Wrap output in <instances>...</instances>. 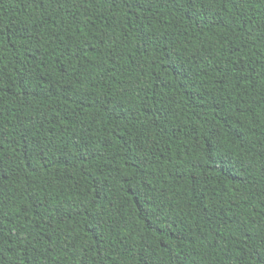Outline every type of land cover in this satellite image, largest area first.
Wrapping results in <instances>:
<instances>
[{
  "label": "trees",
  "instance_id": "16d2710c",
  "mask_svg": "<svg viewBox=\"0 0 264 264\" xmlns=\"http://www.w3.org/2000/svg\"><path fill=\"white\" fill-rule=\"evenodd\" d=\"M264 0H0V264H261Z\"/></svg>",
  "mask_w": 264,
  "mask_h": 264
},
{
  "label": "snow or ice",
  "instance_id": "6c2138e0",
  "mask_svg": "<svg viewBox=\"0 0 264 264\" xmlns=\"http://www.w3.org/2000/svg\"><path fill=\"white\" fill-rule=\"evenodd\" d=\"M260 259H261V264H264V255H262V256L260 257Z\"/></svg>",
  "mask_w": 264,
  "mask_h": 264
}]
</instances>
